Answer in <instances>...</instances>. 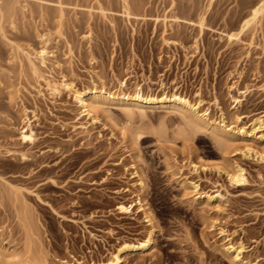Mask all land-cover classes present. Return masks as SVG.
Wrapping results in <instances>:
<instances>
[{
    "label": "rangeland",
    "instance_id": "rangeland-1",
    "mask_svg": "<svg viewBox=\"0 0 264 264\" xmlns=\"http://www.w3.org/2000/svg\"><path fill=\"white\" fill-rule=\"evenodd\" d=\"M260 1L0 0V264H106L149 236L119 264H264V12L229 36ZM138 92L235 137L113 101Z\"/></svg>",
    "mask_w": 264,
    "mask_h": 264
},
{
    "label": "bare ground",
    "instance_id": "bare-ground-1",
    "mask_svg": "<svg viewBox=\"0 0 264 264\" xmlns=\"http://www.w3.org/2000/svg\"><path fill=\"white\" fill-rule=\"evenodd\" d=\"M263 12H264V0H261L253 7L250 16L246 20H243V23L241 24V27L237 35L230 34L229 35L230 38H234L240 35L241 33H244V31L247 30L252 23H255L258 19H260L259 17L263 15ZM77 99L86 112H91L96 108L104 106L106 102L109 101L111 102L110 95L102 92H94L87 99H84L83 96L80 95ZM113 101H117L118 104H120L122 108L126 111V113L130 114L128 116H132V113L134 111H138L142 115H144L147 109L148 110L154 108L169 109L172 112L180 114L183 118L186 119L190 118L191 123L190 122L189 123L194 129L210 131L211 134H213L216 138L221 140V142L219 141L220 142L219 145L229 143L235 137V134L231 129L226 130V127L220 126L218 123L210 121L206 117V115H204V113L201 114L199 111H197V109L193 108V106H191L187 100L177 96H174L173 99L163 98L161 100H158L150 96L144 97L143 94L138 92L132 96H122L117 98L115 97ZM139 138H140V134H139ZM21 139L23 140V142L30 141L32 139V132L29 129V127L23 129V131L21 132ZM228 175L230 181L235 184H242L245 182V176L241 169H235L232 172L228 173ZM208 198L210 197L208 196ZM119 209L122 212H129L130 207H126L122 205L120 206ZM152 240H153L152 237L149 236L145 241L143 240V242H139L137 244L123 243L120 246V248L117 250V252L114 255H112L110 261L106 264H119L123 256L130 252H135V251L144 252L146 249L150 247V245L152 244ZM237 258H238V254L236 255L235 259L237 260Z\"/></svg>",
    "mask_w": 264,
    "mask_h": 264
}]
</instances>
